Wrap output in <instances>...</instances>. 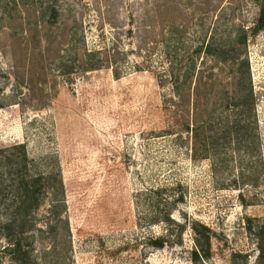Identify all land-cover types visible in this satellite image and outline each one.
<instances>
[{
	"label": "rangeland",
	"instance_id": "374dc122",
	"mask_svg": "<svg viewBox=\"0 0 264 264\" xmlns=\"http://www.w3.org/2000/svg\"><path fill=\"white\" fill-rule=\"evenodd\" d=\"M260 3L0 0V146L26 142L41 169L55 170L63 181L67 226L54 233L53 264H264L263 174L257 187L224 188L251 165L232 161L228 137L219 138L225 169L215 173L210 160L194 157L191 133L181 147L174 136H157L172 119L155 72L164 52L158 40L165 37L170 52L193 53L198 68L214 74L216 95L230 94L229 52L246 54L262 156L255 164L264 171V30L250 34ZM113 45L120 51L119 77L114 66H78L84 47ZM176 181L187 194L173 213L180 224L152 223L146 191ZM47 206L39 210L42 223ZM166 234L168 244L152 245ZM206 236L210 256L193 259L197 239L206 247ZM5 243L0 240V249Z\"/></svg>",
	"mask_w": 264,
	"mask_h": 264
},
{
	"label": "trees",
	"instance_id": "16d2710c",
	"mask_svg": "<svg viewBox=\"0 0 264 264\" xmlns=\"http://www.w3.org/2000/svg\"><path fill=\"white\" fill-rule=\"evenodd\" d=\"M260 1V13L250 31L253 35L264 30V0ZM161 31L165 32V24ZM243 32L242 40L245 42L248 33ZM158 41L163 44L164 52L160 53L161 64L155 72L161 86L166 89L165 107L172 122L157 136H174L175 144L181 147L185 135L191 133L194 157L210 160L215 173L225 169L219 138L228 137L225 147H230L232 161L250 159L251 165L241 166L239 175L230 179V184L223 182V187L242 189L261 185V173L264 176V171L259 168V163L255 164L262 159L257 144V98L247 55L229 52L234 67V91L230 94L218 91L216 95L214 74L198 68L193 53L185 56L182 52H170L165 45V37ZM117 52H120L118 45H113L111 50L107 47H84L78 66L83 70L114 66V73L119 77L122 66ZM222 102L226 109L221 111ZM255 159L258 161H253ZM146 193L152 196V223L180 224L173 213L186 200L181 181L152 185ZM46 204V219L42 223L39 210ZM65 205L62 179L55 170L41 169L26 142L0 146V240L6 241L0 249V260L6 259L11 264H53L59 251L54 233L59 225L67 226L63 211ZM181 227L180 233H183L185 224ZM194 228L202 234L197 226ZM151 241L153 246L162 248L170 240L166 234ZM209 241V236H206L204 242L207 246L204 247L201 239H197L196 248L192 251L193 259L210 256ZM259 248V259L264 262V242H259Z\"/></svg>",
	"mask_w": 264,
	"mask_h": 264
}]
</instances>
